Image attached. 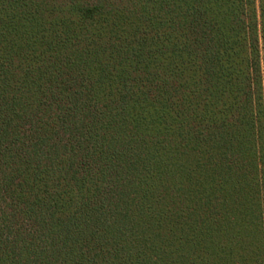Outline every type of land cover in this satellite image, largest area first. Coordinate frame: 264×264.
Returning <instances> with one entry per match:
<instances>
[{"label": "trees", "instance_id": "16d2710c", "mask_svg": "<svg viewBox=\"0 0 264 264\" xmlns=\"http://www.w3.org/2000/svg\"><path fill=\"white\" fill-rule=\"evenodd\" d=\"M0 264H264V0H0Z\"/></svg>", "mask_w": 264, "mask_h": 264}]
</instances>
